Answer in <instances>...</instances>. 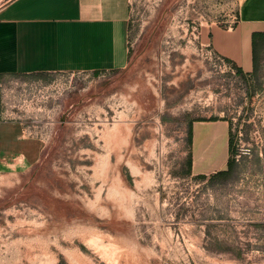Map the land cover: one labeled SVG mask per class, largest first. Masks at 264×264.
Returning a JSON list of instances; mask_svg holds the SVG:
<instances>
[{
	"label": "rangeland",
	"instance_id": "obj_1",
	"mask_svg": "<svg viewBox=\"0 0 264 264\" xmlns=\"http://www.w3.org/2000/svg\"><path fill=\"white\" fill-rule=\"evenodd\" d=\"M237 2L132 0L124 70L5 84L46 144L0 173V264H264V63L241 74L208 44ZM213 117L234 139L223 180L191 173L179 143Z\"/></svg>",
	"mask_w": 264,
	"mask_h": 264
},
{
	"label": "crops",
	"instance_id": "obj_2",
	"mask_svg": "<svg viewBox=\"0 0 264 264\" xmlns=\"http://www.w3.org/2000/svg\"><path fill=\"white\" fill-rule=\"evenodd\" d=\"M234 26H216L212 51L245 74L264 63V0H237ZM132 0H5L0 6V173H23L41 158L46 140L5 106L3 87L34 74L113 73L131 59ZM259 70V68H258ZM41 80V79H39ZM192 124V141L189 129ZM207 124L210 130L203 134ZM179 143L195 146L191 173L227 169L226 120L187 121ZM201 141L197 146V140Z\"/></svg>",
	"mask_w": 264,
	"mask_h": 264
},
{
	"label": "trees",
	"instance_id": "obj_3",
	"mask_svg": "<svg viewBox=\"0 0 264 264\" xmlns=\"http://www.w3.org/2000/svg\"><path fill=\"white\" fill-rule=\"evenodd\" d=\"M258 68H259L258 64L255 65V73L258 71ZM237 70L241 74L242 73L244 74L242 69L237 67ZM32 76L35 77V78H45V77L47 78V76H50V75L49 74H45V73H40V74H34ZM217 120H219V118L213 117L209 121H217ZM192 135H193V127H192V124H191L190 129H189V136H190L189 138H190L191 141H192ZM229 143H230V155L231 156H230L228 164H227V169L218 171L217 173H215L213 176L210 177V180H223V179H226L234 171L235 165H236V160L234 158L235 150H234V139H233V136H232V130H231V137H230V142ZM188 165H189V170L191 171L192 165H193V155L192 154H190V156H189V164ZM199 177L200 178H207V176H205V175H199Z\"/></svg>",
	"mask_w": 264,
	"mask_h": 264
},
{
	"label": "built area",
	"instance_id": "obj_4",
	"mask_svg": "<svg viewBox=\"0 0 264 264\" xmlns=\"http://www.w3.org/2000/svg\"><path fill=\"white\" fill-rule=\"evenodd\" d=\"M234 25H232L231 27H233ZM230 27V28H231ZM216 56H217V58L219 59V60H221L222 62H223V58H221L220 56H218L217 54H216Z\"/></svg>",
	"mask_w": 264,
	"mask_h": 264
}]
</instances>
